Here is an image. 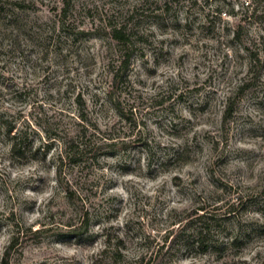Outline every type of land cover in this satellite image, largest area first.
<instances>
[{"label": "rangeland", "instance_id": "obj_1", "mask_svg": "<svg viewBox=\"0 0 264 264\" xmlns=\"http://www.w3.org/2000/svg\"><path fill=\"white\" fill-rule=\"evenodd\" d=\"M84 125L107 144L59 176ZM201 206L207 251L185 229ZM19 230L8 264H90L109 237L155 264H264V0H0V264Z\"/></svg>", "mask_w": 264, "mask_h": 264}, {"label": "trees", "instance_id": "obj_2", "mask_svg": "<svg viewBox=\"0 0 264 264\" xmlns=\"http://www.w3.org/2000/svg\"><path fill=\"white\" fill-rule=\"evenodd\" d=\"M115 38L119 40L124 41V29L121 28H114L113 29ZM129 59L130 55H126V58L123 61V64L120 66V70H117L114 74L115 81L118 79V75L120 71H123V69L128 68L129 66ZM119 71V72H118ZM228 106H227V112H231L233 110L232 108V100L231 97L228 98ZM82 133L79 131H76L72 133V131L66 132L64 135L60 137V140L63 141V149L60 152V154L57 157L58 160V175L62 176L64 173V170L62 167L65 164H79L80 162H84L87 160L86 158H93L96 153V156L99 154V150L104 147L105 142H100L104 137H96V130L89 126H82ZM94 130V131H93ZM11 129L9 130V132ZM13 142L11 143V151L14 153V155L19 157H24L25 152L27 151V147L23 145L22 140H18L20 136L14 132L13 136ZM56 139V138H55ZM47 151L43 155V159H46L47 157ZM65 178V177H64ZM72 181L70 179L66 180V194L69 198H72L76 195L75 191H77V188H72ZM197 214V215H196ZM196 215V217L193 219L195 223H192L190 217ZM187 223L185 224V229L188 228V230H191V235L188 236L187 242H192V245H196L200 247V249H203V251H207L212 246V236L214 233H216V215L214 213H211V211L207 210L205 206L197 207L195 208V211L189 212L187 215ZM85 220H88L85 218ZM83 225V224H82ZM82 225H80L82 227ZM80 227L75 226L69 228L71 232L76 231ZM29 231H32V228H28ZM43 229H36L33 231L34 234L42 233ZM20 230L17 232V235H14L11 239L10 244L7 247L5 257L3 258V264H8V257L10 256V252L12 249L17 245L19 239H20ZM180 234H175L171 241L174 238L179 237ZM190 240V241H189ZM107 247H105L102 250L101 256L99 258H104L106 256L111 264H155V259H152V257H146L144 254L138 255L136 257L128 258L129 256H126L123 251L120 250V248H125V242L122 238L117 237L115 244L114 251L110 252L109 250L112 248V238L107 239ZM189 244V243H188ZM93 259L90 264H100V262L103 261V259ZM102 260V261H99ZM99 261V262H98Z\"/></svg>", "mask_w": 264, "mask_h": 264}]
</instances>
